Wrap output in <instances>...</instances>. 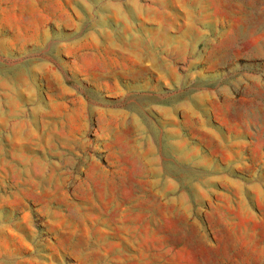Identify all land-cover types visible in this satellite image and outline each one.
<instances>
[{"label": "rangeland", "instance_id": "obj_1", "mask_svg": "<svg viewBox=\"0 0 264 264\" xmlns=\"http://www.w3.org/2000/svg\"><path fill=\"white\" fill-rule=\"evenodd\" d=\"M0 264H264V0H0Z\"/></svg>", "mask_w": 264, "mask_h": 264}]
</instances>
